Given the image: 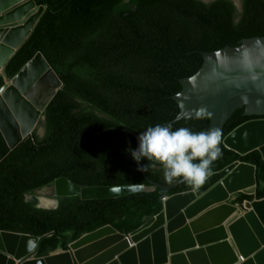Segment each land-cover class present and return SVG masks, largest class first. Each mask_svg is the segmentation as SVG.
Wrapping results in <instances>:
<instances>
[{"label": "trees", "instance_id": "obj_1", "mask_svg": "<svg viewBox=\"0 0 264 264\" xmlns=\"http://www.w3.org/2000/svg\"><path fill=\"white\" fill-rule=\"evenodd\" d=\"M47 6L30 38L6 67L10 79L41 52L64 84L44 113L43 137L34 132L0 163V230L42 238L36 256L68 246L106 225L121 234L148 226L162 210L163 191L116 199L59 198L56 209L36 208L26 197L56 179L79 186H150L126 149L136 139L123 132L172 123L207 130V117L174 121L179 80L193 76L202 55L244 39L264 37V0H241L242 13L227 0H35ZM133 7V8H132ZM4 84L0 78V87ZM260 117L237 109L223 137ZM212 173L241 161L256 168V199H264V160L258 151L240 156L221 146ZM141 163H147L142 160ZM144 174L165 183L160 164ZM183 183L167 196L194 190ZM251 198L235 204L245 211Z\"/></svg>", "mask_w": 264, "mask_h": 264}, {"label": "water", "instance_id": "obj_2", "mask_svg": "<svg viewBox=\"0 0 264 264\" xmlns=\"http://www.w3.org/2000/svg\"><path fill=\"white\" fill-rule=\"evenodd\" d=\"M199 1L209 4L215 0ZM227 1L238 13L243 12L241 0ZM46 9L47 6L38 5L35 0H0V78L4 80L0 87V163L21 143L32 138L35 131L39 137L44 136L45 129L41 126L44 113L64 88L41 52H37L12 79L6 73L8 63L30 38ZM201 55L200 69L193 76L179 80L181 91L171 97L179 108L174 121L198 117L197 112L203 109L209 119L208 129L221 130L220 147L240 156L258 151L264 160V37L244 39L239 47L226 46ZM240 108L245 109V115L260 118L241 124L223 137L225 124ZM122 131L132 135L137 146L139 133ZM237 163L254 169L251 190L233 186L231 192L222 191V183H218L195 193L212 175ZM141 173L150 186H79L67 178H59L54 181L56 185L67 182L75 192L49 199L53 201L50 207L40 206L35 200L33 205L51 210L58 207L59 198L116 199L159 188L164 192L162 210L148 226L134 234H121L106 225L83 235L71 243L68 250H54L41 257L36 254L42 238L0 230V264H264V199H256L255 166L234 162L210 174L194 190L170 196L167 194L172 189L184 183L182 179L164 186L151 182L144 172ZM220 192L223 197H216ZM186 193H192L190 199H175ZM236 195L251 198L252 202L245 205L247 213L244 216L240 215V205L229 204ZM165 199H169L168 209ZM102 229H108L122 241L114 248L90 250L81 263L79 251L74 252L73 248L84 237ZM219 232L225 233L226 243L220 239ZM128 239L138 243L124 247Z\"/></svg>", "mask_w": 264, "mask_h": 264}, {"label": "clouds", "instance_id": "obj_3", "mask_svg": "<svg viewBox=\"0 0 264 264\" xmlns=\"http://www.w3.org/2000/svg\"><path fill=\"white\" fill-rule=\"evenodd\" d=\"M205 117L201 109L197 112ZM222 133L218 128L193 131L188 127L174 128L172 123L148 126L137 136V146L126 152L138 165L137 171L147 172L148 162H159L165 183L179 179L193 188L202 184L212 172L213 163L221 158ZM146 160L147 163H141Z\"/></svg>", "mask_w": 264, "mask_h": 264}, {"label": "bare ground", "instance_id": "obj_4", "mask_svg": "<svg viewBox=\"0 0 264 264\" xmlns=\"http://www.w3.org/2000/svg\"><path fill=\"white\" fill-rule=\"evenodd\" d=\"M233 1L238 2V0H233ZM218 183H222V187H221L222 191L225 190L231 192V187L233 186L237 187L238 189L251 190L254 187V169L250 166H243L237 163L221 173L212 175L203 183V185L195 193H199L203 189L213 188V186ZM73 192H75V190L67 182H62L55 186L56 196L68 195V194H72ZM191 196L192 193H186L176 197L175 199L186 201L190 199ZM215 196L223 197V193L222 192L217 193L215 194ZM34 200L40 206L50 207L51 205H53V201L46 198H39L38 196H35ZM164 203H165V207L168 209L169 199H165ZM246 211L247 210L245 209V211H242L240 215L242 216L246 215L247 213ZM164 220H165V213H164ZM219 233H220L219 237H221L220 239H222V242L226 243L227 241L223 240L224 236L226 238L225 233L224 232L223 234L221 232ZM121 241L122 240L120 238H118L114 233H112L108 229H102L97 233L88 235L83 239H81L78 242V246L73 248V251L74 252L79 251V254L81 255V263H83L84 255L90 250H95V249L98 250L104 247L114 248L116 247L115 245L116 244L119 245V242ZM137 243L138 242L134 241L133 239H128L125 241V244L123 245L122 243V245L124 247L126 246L133 247L136 246ZM31 250H33L32 246H31Z\"/></svg>", "mask_w": 264, "mask_h": 264}, {"label": "rangeland", "instance_id": "obj_5", "mask_svg": "<svg viewBox=\"0 0 264 264\" xmlns=\"http://www.w3.org/2000/svg\"><path fill=\"white\" fill-rule=\"evenodd\" d=\"M55 186L56 184L53 183L45 188L36 190L33 194L29 195L32 196H38L39 198H46V199H56L57 196L55 195ZM240 197V195H236L235 198H232V200L229 202V204L236 203L237 199ZM238 206V204H236Z\"/></svg>", "mask_w": 264, "mask_h": 264}, {"label": "flooded vegetation", "instance_id": "obj_6", "mask_svg": "<svg viewBox=\"0 0 264 264\" xmlns=\"http://www.w3.org/2000/svg\"><path fill=\"white\" fill-rule=\"evenodd\" d=\"M235 10H236V9H235ZM236 13H238V12L236 11ZM34 197H35V196H32L30 199H28V198L26 197V200H27V201H31L32 203H34Z\"/></svg>", "mask_w": 264, "mask_h": 264}]
</instances>
